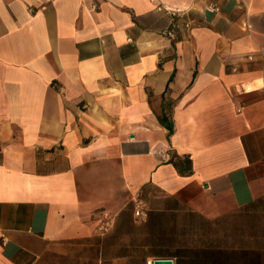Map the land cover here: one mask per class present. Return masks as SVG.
Instances as JSON below:
<instances>
[{"label": "crops", "instance_id": "0c3cea01", "mask_svg": "<svg viewBox=\"0 0 264 264\" xmlns=\"http://www.w3.org/2000/svg\"><path fill=\"white\" fill-rule=\"evenodd\" d=\"M155 260L264 264V0H0V264Z\"/></svg>", "mask_w": 264, "mask_h": 264}, {"label": "built area", "instance_id": "2783aa9c", "mask_svg": "<svg viewBox=\"0 0 264 264\" xmlns=\"http://www.w3.org/2000/svg\"><path fill=\"white\" fill-rule=\"evenodd\" d=\"M157 10L158 11H162L166 15H168L169 17H171V19L173 21L172 27H174V28H177V24L176 23L180 19H183L186 16V10H183V9H173V8H170V7H166V6L162 5V4L158 5ZM189 25H190L189 23H185L184 24V27L187 29V28H189ZM167 35H168V37H172L173 36V31L170 30L167 33ZM134 215H135V217L137 219H141V218L144 217V212L141 210L140 205L137 207ZM147 264H152V262L149 261Z\"/></svg>", "mask_w": 264, "mask_h": 264}, {"label": "water", "instance_id": "95a60500", "mask_svg": "<svg viewBox=\"0 0 264 264\" xmlns=\"http://www.w3.org/2000/svg\"><path fill=\"white\" fill-rule=\"evenodd\" d=\"M153 264H173L170 260H155Z\"/></svg>", "mask_w": 264, "mask_h": 264}]
</instances>
